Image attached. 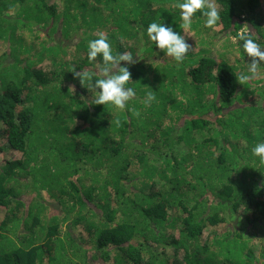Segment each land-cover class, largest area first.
<instances>
[{"label": "trees", "instance_id": "trees-1", "mask_svg": "<svg viewBox=\"0 0 264 264\" xmlns=\"http://www.w3.org/2000/svg\"><path fill=\"white\" fill-rule=\"evenodd\" d=\"M182 2L0 0V264H264V65L239 84L233 40L248 26L264 49V0H215L217 28L187 30ZM152 22L192 45L182 63ZM99 32L138 60L123 110L70 72L102 64Z\"/></svg>", "mask_w": 264, "mask_h": 264}, {"label": "clouds", "instance_id": "clouds-1", "mask_svg": "<svg viewBox=\"0 0 264 264\" xmlns=\"http://www.w3.org/2000/svg\"><path fill=\"white\" fill-rule=\"evenodd\" d=\"M180 10V27L184 30L190 28L193 17L200 12L205 17L204 27L215 29L220 21V13L215 0H183L177 3ZM252 30L241 28L233 40L242 42L243 52L248 58V74L241 73L236 76L239 84L244 85L255 79L259 75L261 65H264V49L252 38ZM146 34L148 39L155 44V47L163 52L167 57H171L177 64L182 63L191 49L192 45L181 33L173 30L171 26L163 23L152 22L147 26ZM98 38L88 43V60L93 62L97 57H102V64L97 66L95 73L88 70L76 71L73 67L70 72L74 78L78 79L80 85L89 92H94L95 96L90 97V105H111L123 110L127 103L136 96L135 89L126 85L131 80V65L138 63L137 59L130 52L117 53L113 55L112 48L107 36L103 32L97 33ZM139 58V57H138ZM121 62H124L122 65ZM100 78L93 80V75ZM132 81V80H131ZM69 89L74 90L73 87ZM156 99L154 92H148L144 103L151 106ZM117 127H121L120 119L114 121ZM252 155L258 158V164L264 168V142L257 143L251 149ZM30 223V222H29ZM28 224V226H30Z\"/></svg>", "mask_w": 264, "mask_h": 264}, {"label": "rangeland", "instance_id": "rangeland-1", "mask_svg": "<svg viewBox=\"0 0 264 264\" xmlns=\"http://www.w3.org/2000/svg\"><path fill=\"white\" fill-rule=\"evenodd\" d=\"M95 96V94L94 93H90V94H87L86 95V100L87 101H90V97H94ZM33 191H35V190H31V192H29V193H32ZM67 222H68V220H67ZM25 230V229H24ZM11 235H12V237L17 241V237H16V234H15V231H12L11 233H10Z\"/></svg>", "mask_w": 264, "mask_h": 264}]
</instances>
